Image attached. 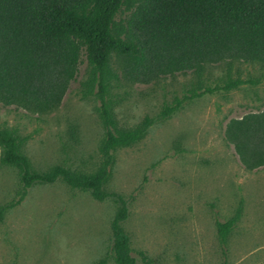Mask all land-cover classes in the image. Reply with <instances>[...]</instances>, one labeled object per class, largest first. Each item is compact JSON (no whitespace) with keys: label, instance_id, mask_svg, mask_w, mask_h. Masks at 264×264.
Instances as JSON below:
<instances>
[{"label":"rangeland","instance_id":"rangeland-1","mask_svg":"<svg viewBox=\"0 0 264 264\" xmlns=\"http://www.w3.org/2000/svg\"><path fill=\"white\" fill-rule=\"evenodd\" d=\"M86 71L84 57L51 113L0 102V124L18 128L35 169L63 164L91 172L100 165L105 128L99 98L82 86ZM228 76L259 81L187 99L165 118L159 116L163 104L190 94L194 74L115 86L121 125L133 126L147 114L155 123L140 140L113 151L104 185L111 195L103 201L62 179L37 183L21 199L19 169L1 162L0 148V209L6 207L0 264H118L111 227L118 196L127 202L122 226L142 264H264V164L248 168L227 138L232 119L264 110V67L227 60L211 65L204 80L222 86ZM231 218L234 226L220 233L217 221Z\"/></svg>","mask_w":264,"mask_h":264},{"label":"trees","instance_id":"trees-1","mask_svg":"<svg viewBox=\"0 0 264 264\" xmlns=\"http://www.w3.org/2000/svg\"><path fill=\"white\" fill-rule=\"evenodd\" d=\"M87 61L84 91L100 100L105 135L99 145L102 161L84 172L63 164L37 170L22 148L16 127L0 124L1 162L19 169L23 199L37 183L62 179L88 190L103 201L113 151L140 140L155 123L149 114L133 126L121 125L113 89L122 83H148L179 73L196 76V86L182 98L163 104L168 117L187 99L222 88L257 84L258 78L228 76L222 86L206 84L204 74L214 64L240 60L264 67V0H0V102L37 114L58 109L80 65ZM227 138L244 164H264V110L232 119ZM21 199L19 201H21ZM120 206L112 221L113 257L118 264H142L122 222L128 206ZM6 207L0 209L3 217ZM235 218L217 221L228 233ZM140 256L146 263V254ZM104 260L96 264H102Z\"/></svg>","mask_w":264,"mask_h":264}]
</instances>
